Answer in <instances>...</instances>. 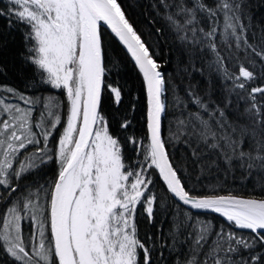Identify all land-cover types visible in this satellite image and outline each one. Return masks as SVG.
<instances>
[{"label": "snow or ice", "instance_id": "6c2138e0", "mask_svg": "<svg viewBox=\"0 0 264 264\" xmlns=\"http://www.w3.org/2000/svg\"><path fill=\"white\" fill-rule=\"evenodd\" d=\"M158 6L184 58L173 73L163 72L159 51L118 0H0L7 28L26 26V60L35 72L25 89L49 90L29 96L0 85V257L7 264H157L165 250L174 264H264V196L198 187L205 173L223 170L239 171L264 191V24L254 20L251 0ZM105 26L142 74L141 139L113 134L103 111L106 94L117 110L124 95L118 73L109 79ZM197 58L209 69L206 87L201 92L189 80L181 95L185 76L203 75ZM130 125L127 117L119 122L122 131ZM169 144L183 153L179 162ZM50 163L57 166L53 179L21 186L47 175ZM156 179L163 198L152 191ZM158 206L166 234L156 224ZM138 215L156 232L141 238Z\"/></svg>", "mask_w": 264, "mask_h": 264}, {"label": "trees", "instance_id": "16d2710c", "mask_svg": "<svg viewBox=\"0 0 264 264\" xmlns=\"http://www.w3.org/2000/svg\"><path fill=\"white\" fill-rule=\"evenodd\" d=\"M122 5L127 18L133 24L135 29L141 34L142 38L151 45L154 51L158 50L159 55L156 59L164 65L163 72L173 73L177 67V62L180 61L183 66L184 58L178 55V45L174 41L173 34L169 32L165 25V21L158 14L163 12L162 8L158 6V0H118ZM254 12V20H259L261 24H264V0H251ZM155 5V6H154ZM157 29H161V33H157ZM26 26L23 24H17L12 29H8L6 22L0 19V85H7L20 89L21 92H26L29 96L36 95H48V89H40L39 91L32 89H25V83L33 77L35 72L34 66H32L27 60V44L25 42L24 34ZM258 38V37H257ZM105 44L108 49L109 63L108 68L112 75L109 77L110 81L117 80V73L119 83L124 89L123 101L119 107V110L111 104L107 94L105 95V102L103 105L104 114L108 117L111 130L113 134H119L123 140L130 134H135L138 139L143 138L146 135L144 127V108H145V96L144 87L140 73L134 67L127 53L120 47L113 37L109 34H104ZM251 42V36H249ZM119 60V64L114 65L112 61ZM195 66L197 69H203V75L199 71H193L191 76H185L184 82L180 84V94H184V88L190 80L192 84L199 85V90L203 92L205 89V81L209 76V69L206 62L197 58L195 60ZM179 83V78L177 77ZM213 80L216 82L217 94L215 99L219 100L220 95V82L213 76ZM60 99H63V93H55ZM169 100L171 99V92L168 94ZM235 103V98H233ZM66 103V101H65ZM171 111L164 117L163 121V138L167 141L169 136V125L171 123ZM131 122L127 131H122L119 128V122L124 118ZM168 151L176 157L179 162L183 156V153L179 148H174L171 144L168 145ZM57 166L54 163H50L45 167L47 175L33 176L28 180L21 181V186L29 184L34 180L38 181L41 178L40 183H44L45 180L53 179L55 169ZM196 175L192 177V181L195 182ZM211 186H215L218 190L222 189L226 192H233L247 195L264 196V191L258 185L253 190V182L250 180H244L239 171L231 174H226L223 170L213 171L211 173H205L199 182L198 187L207 189ZM163 184L159 179H156L152 191L154 194L160 197L165 196L163 191ZM143 212V209H140ZM165 210L159 206L156 209V224L162 225L167 232L168 224L164 223ZM202 217H206L216 225H225L226 222L217 214L211 212L201 213ZM140 236L143 238L145 233L151 231L156 232V226L149 228L146 220L138 215ZM157 260V264H174V258L169 255L167 250L164 251V259ZM4 258L0 257L2 263ZM6 261V260H5Z\"/></svg>", "mask_w": 264, "mask_h": 264}, {"label": "rangeland", "instance_id": "374dc122", "mask_svg": "<svg viewBox=\"0 0 264 264\" xmlns=\"http://www.w3.org/2000/svg\"><path fill=\"white\" fill-rule=\"evenodd\" d=\"M103 32H104V34L106 33V34H108L107 32H106V30L104 29L103 30ZM116 41V40H115ZM132 62V61H131ZM133 63V62H132ZM134 65V64H133ZM134 67H136L135 65H134ZM136 69H137V67H136ZM137 71H138V69H137ZM139 72V71H138ZM140 76H141V74H140ZM141 79H142V76H141ZM142 83H143V79H142ZM144 87V86H143ZM144 96H145V92H144ZM144 127H145V132H146V99H145V108H144ZM52 144H54V142H50V146H52ZM31 150V149H30ZM47 171L48 170H46V173H47ZM55 171L57 172V168L55 169ZM56 172H55V174H54V176H53V178L55 177V175H56ZM42 175V179L44 178V176H43V174H41ZM41 175H39V176H41ZM39 180H41V178L40 179H38V181ZM45 181H47V180H45L44 179V182ZM40 182V181H39ZM32 183V182H31ZM233 193V192H232ZM234 194H236V195H242V194H239V193H234ZM244 195H247V194H244ZM248 196H255V197H258L257 195H248ZM260 197V196H259ZM219 216V215H218ZM222 218V217H221ZM223 219V218H222ZM224 220V219H223ZM225 221V220H224ZM226 222V221H225ZM24 230H25V232H27L28 231V225H24ZM1 262V261H0ZM3 262H5V263H2V264H7V261H5V260H3Z\"/></svg>", "mask_w": 264, "mask_h": 264}, {"label": "water", "instance_id": "95a60500", "mask_svg": "<svg viewBox=\"0 0 264 264\" xmlns=\"http://www.w3.org/2000/svg\"><path fill=\"white\" fill-rule=\"evenodd\" d=\"M105 30H106V32L111 36V37H113L115 40H116V42L120 45V47L124 50V52H126L127 53V51H126V49L119 43V41H118V39L117 38H115L114 37V34H112L111 32H110V30H108L107 28H106V26H105V28H104ZM103 29V30H104ZM127 55H128V57L130 58V60L133 62V64H134V61L131 59V56H130V54L129 53H127ZM135 65V64H134ZM141 76H142V74H141ZM145 92V91H144ZM147 131V130H146ZM239 196H242V197H253V198H260L259 196L258 197H255V196H248V195H244V194H242V195H239ZM218 215V214H217ZM221 217V216H220ZM223 218V217H222ZM224 219V218H223Z\"/></svg>", "mask_w": 264, "mask_h": 264}]
</instances>
